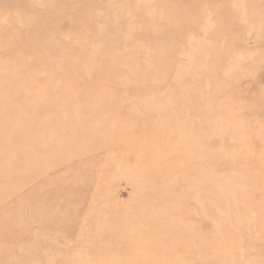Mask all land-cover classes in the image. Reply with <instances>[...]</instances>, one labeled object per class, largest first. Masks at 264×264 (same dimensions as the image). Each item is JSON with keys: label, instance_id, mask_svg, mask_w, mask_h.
Wrapping results in <instances>:
<instances>
[{"label": "rangeland", "instance_id": "374dc122", "mask_svg": "<svg viewBox=\"0 0 264 264\" xmlns=\"http://www.w3.org/2000/svg\"><path fill=\"white\" fill-rule=\"evenodd\" d=\"M0 264H264V0H0Z\"/></svg>", "mask_w": 264, "mask_h": 264}]
</instances>
